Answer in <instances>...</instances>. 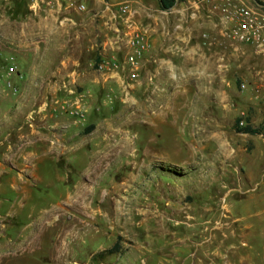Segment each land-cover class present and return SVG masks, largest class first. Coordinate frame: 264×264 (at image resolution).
Returning <instances> with one entry per match:
<instances>
[{
  "label": "rangeland",
  "instance_id": "rangeland-1",
  "mask_svg": "<svg viewBox=\"0 0 264 264\" xmlns=\"http://www.w3.org/2000/svg\"><path fill=\"white\" fill-rule=\"evenodd\" d=\"M222 1L182 0L165 11L158 0H77L82 11L69 0L33 8L0 0V71L13 58L18 73L19 92L7 93L55 85L47 102L79 126L76 150L59 162L61 181L34 183L30 198L13 205L31 229L49 210L39 228L46 260L29 264L88 263L92 239L107 250L90 264H264L232 216L250 211L235 189L247 176L238 162L263 141L237 128L244 112L263 128L264 55L224 34ZM240 1L264 11V0ZM122 4L129 14L118 11ZM135 29L147 50L134 80L125 58ZM113 58L125 70H98ZM253 210L258 231L264 203ZM54 245L77 254L58 261Z\"/></svg>",
  "mask_w": 264,
  "mask_h": 264
},
{
  "label": "crops",
  "instance_id": "crops-1",
  "mask_svg": "<svg viewBox=\"0 0 264 264\" xmlns=\"http://www.w3.org/2000/svg\"><path fill=\"white\" fill-rule=\"evenodd\" d=\"M23 81L24 79L19 81V84L21 85ZM55 90V85L47 86L43 91L31 88L32 95L28 92L27 95L21 94L14 98L9 96L4 83L0 82V264L39 262L40 256L47 254L41 251L44 250V243L40 241L43 231L39 228L42 227L49 210L44 212L38 229L35 227V230L31 229L29 224H22L21 211L17 209L13 211V205L17 203L15 200L30 198L34 183L44 182L50 185L51 179L54 178L61 181L58 172L60 159L70 156L77 148L74 131L79 126L71 118L60 114L57 107L46 100V95L53 94ZM35 92L38 95H34ZM262 127L259 137L251 134L250 136L255 143L256 140L260 142L262 138L263 143H260L259 147L256 145L252 155L246 158L245 162H238L247 176L245 184H240L235 189L244 191V198L250 200L247 204L249 215L232 216L234 224L239 221L244 223V240L246 246H249L250 255L256 254L264 261V225L261 230L253 231L252 224V220L258 214L253 207L264 203V121ZM238 153L239 151H235L234 157H237ZM40 167H43V171ZM253 167L256 168L252 169ZM257 169H260L262 174L260 182L255 178ZM46 174L51 176L46 178ZM11 195H15V199H12ZM227 211L230 212L229 209ZM62 237L67 238L68 235ZM92 240L85 246L90 255L88 263L85 264H90L94 260L92 257L102 255L107 250L101 240ZM258 241L262 248L253 246L258 245ZM51 250V254L56 255L58 261L64 255L72 254L75 257L77 254L75 248L67 246L54 245ZM219 256L225 258L224 255ZM43 259L46 260L44 257ZM74 263L77 264L76 261Z\"/></svg>",
  "mask_w": 264,
  "mask_h": 264
},
{
  "label": "built area",
  "instance_id": "built-area-1",
  "mask_svg": "<svg viewBox=\"0 0 264 264\" xmlns=\"http://www.w3.org/2000/svg\"><path fill=\"white\" fill-rule=\"evenodd\" d=\"M31 6L36 7L40 0H30ZM80 10H86L85 5L77 4V0H69V6H77ZM221 12L224 23V34L244 45L251 46L255 50L264 55V11L260 7H255L246 4L243 1L223 0L222 4L217 7ZM118 11L124 15L130 13L128 4L119 6ZM127 47L129 52L125 58V64L130 69V76L132 79L139 77V65L143 59L144 53L147 50V40L145 34L135 29L130 33ZM13 61V58L7 59ZM9 64L6 71H0V82L11 90L14 94L19 92L16 82L13 80V75H17V70L14 64ZM100 72L125 70V66L121 65L117 59H104L97 65ZM243 89L246 85H242ZM246 113H242L239 122L240 127L247 126Z\"/></svg>",
  "mask_w": 264,
  "mask_h": 264
},
{
  "label": "trees",
  "instance_id": "trees-1",
  "mask_svg": "<svg viewBox=\"0 0 264 264\" xmlns=\"http://www.w3.org/2000/svg\"><path fill=\"white\" fill-rule=\"evenodd\" d=\"M179 1H182V0H158V3H159V6L162 10H165V11H169L171 10L176 4L177 2ZM93 127H90L88 129V131H91ZM239 132L241 133H246V134H251V135H258V134H261L262 133V129H256V128H253L251 127L250 124H248L247 126L245 127H238L237 128ZM119 245L116 244L112 249H110L108 251V253L112 254V253H115L119 250Z\"/></svg>",
  "mask_w": 264,
  "mask_h": 264
},
{
  "label": "bare ground",
  "instance_id": "bare-ground-1",
  "mask_svg": "<svg viewBox=\"0 0 264 264\" xmlns=\"http://www.w3.org/2000/svg\"><path fill=\"white\" fill-rule=\"evenodd\" d=\"M161 230V229H160Z\"/></svg>",
  "mask_w": 264,
  "mask_h": 264
}]
</instances>
